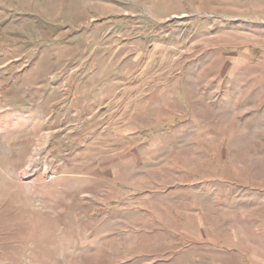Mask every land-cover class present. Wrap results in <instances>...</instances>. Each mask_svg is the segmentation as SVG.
Returning a JSON list of instances; mask_svg holds the SVG:
<instances>
[{
  "label": "rangeland",
  "instance_id": "1",
  "mask_svg": "<svg viewBox=\"0 0 264 264\" xmlns=\"http://www.w3.org/2000/svg\"><path fill=\"white\" fill-rule=\"evenodd\" d=\"M0 264H264V0H0Z\"/></svg>",
  "mask_w": 264,
  "mask_h": 264
}]
</instances>
